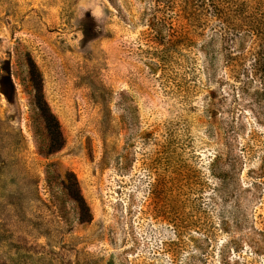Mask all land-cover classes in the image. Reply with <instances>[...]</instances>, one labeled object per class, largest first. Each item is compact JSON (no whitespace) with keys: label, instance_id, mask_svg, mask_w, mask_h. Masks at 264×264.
Listing matches in <instances>:
<instances>
[{"label":"rangeland","instance_id":"obj_1","mask_svg":"<svg viewBox=\"0 0 264 264\" xmlns=\"http://www.w3.org/2000/svg\"><path fill=\"white\" fill-rule=\"evenodd\" d=\"M0 264H264V0H0Z\"/></svg>","mask_w":264,"mask_h":264},{"label":"trees","instance_id":"obj_2","mask_svg":"<svg viewBox=\"0 0 264 264\" xmlns=\"http://www.w3.org/2000/svg\"><path fill=\"white\" fill-rule=\"evenodd\" d=\"M215 38H218L217 34L212 35L211 38L208 40V43H209V44H210V43L213 44L214 41L216 42ZM174 42L177 43V41H172V44H171V45H173ZM208 43H206V44H208Z\"/></svg>","mask_w":264,"mask_h":264}]
</instances>
